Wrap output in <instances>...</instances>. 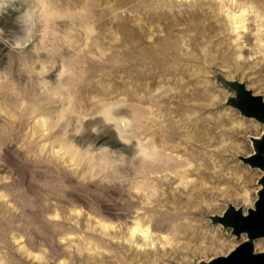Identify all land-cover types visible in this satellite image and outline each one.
Wrapping results in <instances>:
<instances>
[{
    "label": "rangeland",
    "instance_id": "rangeland-1",
    "mask_svg": "<svg viewBox=\"0 0 264 264\" xmlns=\"http://www.w3.org/2000/svg\"><path fill=\"white\" fill-rule=\"evenodd\" d=\"M243 6L245 32L231 16ZM259 12L264 0H0V264H198L243 241L212 217L247 212L261 189L242 157L264 124L229 84L264 99ZM173 129L214 153L190 245L162 238L184 195L165 180ZM135 219L153 247L124 239Z\"/></svg>",
    "mask_w": 264,
    "mask_h": 264
},
{
    "label": "bare ground",
    "instance_id": "bare-ground-1",
    "mask_svg": "<svg viewBox=\"0 0 264 264\" xmlns=\"http://www.w3.org/2000/svg\"><path fill=\"white\" fill-rule=\"evenodd\" d=\"M245 6L241 7V14L232 13L231 16L233 19H237L236 22H233L236 27V29H241L243 32L247 30L248 23L246 22V16L243 14L246 9ZM260 16H263V12H259ZM259 16V17H260ZM263 25H259L256 27V42L258 45L262 44L264 35V30H262ZM241 38V35H239V39ZM243 38V37H242ZM247 90H250L246 88ZM252 92V90H250ZM253 96H258L255 93H251ZM264 101V99L262 98ZM246 116L250 119H255L260 123L264 124V120L260 119L254 115H252L249 112H245ZM251 127L250 125H246L243 122H239L236 125V131H247L248 128ZM193 140H189L190 144H187V141L183 138L182 134H180V131H175L174 129L172 131H167L165 134V180H169L168 182H172V185L175 189H182L183 194H174V201L173 203L176 204L174 207V212L172 213V231L165 235V237L162 236L163 241H165V245H171L173 242L179 243L181 242V239L186 235L187 245H190L191 242L197 241V236L194 232H191L193 228L192 219L189 221H186L184 219L192 218L193 215H196L198 212L203 211L206 209V207H210L212 205V201L208 200L210 192L213 190V187H211L208 183L211 178H215L216 176L209 172L211 169L214 168L213 166V155L214 153H211V151L208 149L209 145L208 143H211L209 138H206L205 136L198 135ZM254 140L260 141L257 145L254 142ZM264 140V132L260 134L259 136H250L251 145L253 147V152L250 153L246 158H250L255 154L261 153L258 149V145L262 143ZM196 141H201L202 146H205V151L202 148V151L198 150L194 145H196ZM186 143V145H185ZM236 150L241 151L243 150L240 145H237ZM144 153L150 154L146 148H143ZM264 155V150L261 153ZM247 164L252 168H258L260 169L263 174L260 178V185L261 189L258 190L257 195L258 198L254 203L251 201V207L248 210L255 211L256 209V202L259 199V196L261 194V190L263 188V179H264V166L260 165H252L251 163L247 162ZM197 179H201L203 183L201 185L197 184ZM169 183V184H170ZM176 183V184H175ZM166 184V183H165ZM182 187V188H180ZM173 191V189H171ZM167 191V190H166ZM180 191V190H179ZM181 192V191H180ZM167 197V194H165ZM173 195V194H172ZM171 196V195H170ZM169 196V197H170ZM165 197V198H166ZM243 199L248 200V192L245 190V193L243 194ZM169 200L171 198H168ZM172 200V199H171ZM186 202L185 204L183 202ZM169 203V202H168ZM172 203V202H170ZM173 205V204H172ZM172 208V207H171ZM170 208V209H171ZM185 208V210H184ZM234 209H238L237 207H234ZM241 209V208H239ZM247 212L242 211L243 215H247ZM225 211L222 216H225ZM166 215V214H165ZM168 222V221H167ZM169 224V223H168ZM222 225V224H221ZM110 227L109 224H104V228L108 229ZM231 228L234 230V226L230 224ZM127 234L125 235V238L129 243H135V246H138L140 248H146L148 246L153 247L155 244L154 241V233L152 232L150 225L143 223L139 219H135L132 224L127 228ZM235 234V233H234ZM241 234L245 235V239L241 241L236 247L241 245L244 242H250L251 243V250L252 253H262L264 252V235H258V236H251V230H244L241 231L238 236V238L241 236ZM236 235V234H235ZM171 237V238H170ZM216 237V236H215ZM243 238V237H242ZM241 239V238H240ZM175 240V241H174ZM210 240V239H209ZM219 241V240H217ZM232 241V240H231ZM216 243V239L212 237L211 243ZM202 244H205V242H201ZM221 245L223 246V250L219 252V255L209 258L208 260H200L198 264H201V262L208 264L210 261L216 259L218 256H227L230 252H232L236 247L232 244H228L225 241H220ZM201 244V245H202ZM255 245L257 246V249H261V252H258V250L255 248ZM213 246V245H212ZM219 248V247H218ZM209 250H212V247H209ZM218 252V251H216Z\"/></svg>",
    "mask_w": 264,
    "mask_h": 264
},
{
    "label": "water",
    "instance_id": "water-1",
    "mask_svg": "<svg viewBox=\"0 0 264 264\" xmlns=\"http://www.w3.org/2000/svg\"><path fill=\"white\" fill-rule=\"evenodd\" d=\"M229 84L235 86L237 89V98L231 99L230 104L238 108L243 115L245 114L244 111H247L264 120V101L262 100V96H253L251 91L247 90L241 83L229 82ZM254 142L257 145L260 141L254 140ZM257 147L262 153L264 150V140ZM261 153L255 154L250 158L242 157L243 161L249 162L254 166H264V155ZM225 212V216L217 215L212 217V220L222 222L225 225L224 227H229L232 224L234 230L231 229V232H234L236 235L248 229L251 230L250 237L264 235V184L259 199L256 202L255 211L248 210V214L243 215L242 209L238 208L236 210L233 205H229ZM201 264L205 263L201 262ZM208 264H264V252L254 254L251 250V243L244 242L227 256H218Z\"/></svg>",
    "mask_w": 264,
    "mask_h": 264
}]
</instances>
